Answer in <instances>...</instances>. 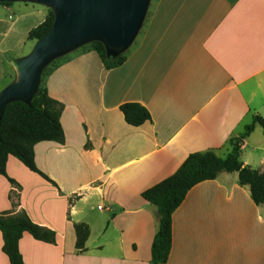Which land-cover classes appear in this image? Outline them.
<instances>
[{"label": "crops", "instance_id": "obj_1", "mask_svg": "<svg viewBox=\"0 0 264 264\" xmlns=\"http://www.w3.org/2000/svg\"><path fill=\"white\" fill-rule=\"evenodd\" d=\"M48 9L0 3V90ZM125 51L112 69L95 51L78 52L45 77L48 95L62 106L63 130L62 142L33 147L49 180L7 157L14 182L0 175V213L24 210L55 233L46 243L24 232V264H149L158 215L143 192L192 153L225 157L252 116L264 117V0H156ZM132 102L150 120L126 123L120 106ZM239 160L264 171L260 125L243 140ZM171 222L165 264H264V205L238 172L194 185ZM75 224L88 229L82 249ZM2 244L0 232V264H10Z\"/></svg>", "mask_w": 264, "mask_h": 264}, {"label": "trees", "instance_id": "obj_2", "mask_svg": "<svg viewBox=\"0 0 264 264\" xmlns=\"http://www.w3.org/2000/svg\"><path fill=\"white\" fill-rule=\"evenodd\" d=\"M53 22L54 13L48 9L46 19L29 31L27 40L36 41L44 36ZM90 50L99 55L106 69L120 66L127 57L126 51H121L114 57L108 56L104 42L91 41L46 65L29 103L17 100L5 106L0 118V175L9 182H14L6 173L9 155L17 158L30 171L49 180L35 165L33 147L44 140L63 141V130L59 121L62 106L48 95L44 79L71 56ZM120 110L129 125L138 126L150 120L148 110L138 103H124ZM256 125L264 128V117L252 116L251 121L243 127V131L230 139V150L225 157H219L212 151L192 153L170 177L143 192V197L156 207L158 215V228L151 244L149 264L167 262L172 244V213L194 185L215 179L221 172H238L239 183L249 186L252 200L256 204L264 205V171L253 169L239 160L241 144ZM75 231L76 247L82 249L88 229L84 224H75ZM0 232L3 240L2 251L10 264H24L19 252V240L24 232L42 242L55 241V233L31 221L24 210L16 213L1 212Z\"/></svg>", "mask_w": 264, "mask_h": 264}, {"label": "water", "instance_id": "obj_3", "mask_svg": "<svg viewBox=\"0 0 264 264\" xmlns=\"http://www.w3.org/2000/svg\"><path fill=\"white\" fill-rule=\"evenodd\" d=\"M35 2L54 13L49 31L29 53L12 61L14 76L0 90V118L12 101L29 103L43 68L52 60L94 41L104 42L107 55L128 49L143 22L149 0H0Z\"/></svg>", "mask_w": 264, "mask_h": 264}, {"label": "rangeland", "instance_id": "obj_4", "mask_svg": "<svg viewBox=\"0 0 264 264\" xmlns=\"http://www.w3.org/2000/svg\"><path fill=\"white\" fill-rule=\"evenodd\" d=\"M156 0H149V3H148V6H147V10H146V13H145V16H144V19H143V22L141 24V27L139 28L138 32H137V35L135 36V38L133 39L132 43L130 44V46H133L134 43H136L139 35L142 33V29L143 27L145 26V23L147 22L149 16H150V13H151V10H152V7H153V4ZM34 45V43H33ZM33 45L31 46L30 48V41H27V44H26V47L24 50L25 54L29 53V51L32 49ZM130 46L128 48H130ZM24 54V55H25ZM14 76V71H9L7 73V82L10 81L11 79H13V76ZM12 77V78H11ZM6 82V83H7Z\"/></svg>", "mask_w": 264, "mask_h": 264}]
</instances>
